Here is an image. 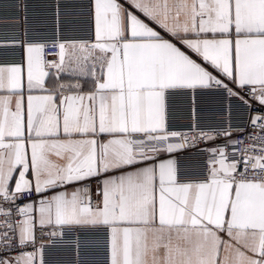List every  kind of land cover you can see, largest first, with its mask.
Segmentation results:
<instances>
[{"label": "snow or ice", "instance_id": "6c2138e0", "mask_svg": "<svg viewBox=\"0 0 264 264\" xmlns=\"http://www.w3.org/2000/svg\"><path fill=\"white\" fill-rule=\"evenodd\" d=\"M16 7L0 28V264L53 248L87 264L91 246L100 264H264V0H55L50 32Z\"/></svg>", "mask_w": 264, "mask_h": 264}, {"label": "built area", "instance_id": "2783aa9c", "mask_svg": "<svg viewBox=\"0 0 264 264\" xmlns=\"http://www.w3.org/2000/svg\"><path fill=\"white\" fill-rule=\"evenodd\" d=\"M78 2H86V0H78ZM26 3L28 5L29 24L38 31H51L53 23V5L55 0H0V28L5 25L11 27H19L16 18L21 15L16 5ZM65 24H75L80 26L87 25V18L80 15L75 19H67L62 21ZM189 101L187 99L177 98L171 101L178 123L183 125L186 123L185 116L189 111ZM197 110L208 122H218L223 118L224 102L216 95H204L197 98ZM243 117L237 113H233V121L242 120ZM81 255L87 257V264H100L106 255L103 247L91 246L81 249ZM47 259L49 264H74L75 257L71 250L53 248L49 251Z\"/></svg>", "mask_w": 264, "mask_h": 264}]
</instances>
